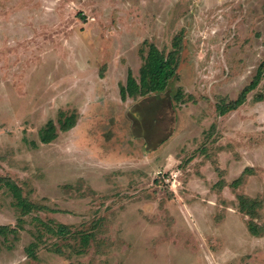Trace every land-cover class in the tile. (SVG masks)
Masks as SVG:
<instances>
[{
	"label": "rangeland",
	"instance_id": "obj_1",
	"mask_svg": "<svg viewBox=\"0 0 264 264\" xmlns=\"http://www.w3.org/2000/svg\"><path fill=\"white\" fill-rule=\"evenodd\" d=\"M263 61L264 0H0V264H264Z\"/></svg>",
	"mask_w": 264,
	"mask_h": 264
},
{
	"label": "trees",
	"instance_id": "obj_2",
	"mask_svg": "<svg viewBox=\"0 0 264 264\" xmlns=\"http://www.w3.org/2000/svg\"><path fill=\"white\" fill-rule=\"evenodd\" d=\"M175 52H171L167 56H164L155 46H151L148 51L147 57L145 58L144 64L140 69V79L137 82L132 76L131 72H127V77L125 85L119 90L120 98L125 101L127 98L145 96L147 94L160 93L165 90L168 85L169 80L174 76L176 69ZM264 74V61L259 65L256 75L247 87H245L240 95V97L233 102L229 111L236 110L245 102V97L248 93L253 91L260 83L262 76ZM65 124L64 130L67 131L75 125V117H70ZM54 126L52 121H49L46 128L40 132V142L42 144H49L52 142L56 135L54 133ZM240 183V179L233 183V186H237ZM10 189L13 191V196L18 200V205L23 207L24 210H29L32 206L26 204L24 200L21 199L19 190L17 187L13 186L11 183H6ZM60 232H66V228L59 227ZM249 230L252 235L258 236L259 233L256 231L253 225H249ZM9 233H15L13 228L8 226H0V235L6 236ZM29 256L32 259H36L35 255L31 251H28Z\"/></svg>",
	"mask_w": 264,
	"mask_h": 264
}]
</instances>
